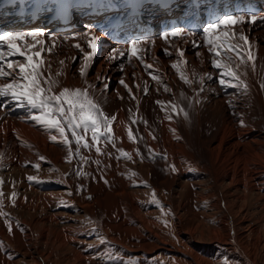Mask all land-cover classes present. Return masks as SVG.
<instances>
[{"label":"bare ground","instance_id":"obj_1","mask_svg":"<svg viewBox=\"0 0 264 264\" xmlns=\"http://www.w3.org/2000/svg\"><path fill=\"white\" fill-rule=\"evenodd\" d=\"M76 4L78 12L68 30L50 24V14L42 20L32 19L39 13L26 16L32 5L18 17L19 9L1 15L0 32L42 30L39 39L49 46L54 37L53 54L44 57L45 75L62 71L60 87L89 89L103 112L116 117L115 147L101 141L111 156L81 148L88 162L79 156L68 162V148L50 140L55 130L38 126L28 108L14 101L0 107V212L6 214L0 216V264H264V21L233 29L248 37L255 56V71L249 66L241 76L248 85L244 92L218 83L219 70L203 44L207 24L192 37L165 40L164 32L144 34L142 63L116 51L127 50L131 41L106 36L103 26L113 16H104L109 3L103 2L101 13L81 0ZM260 8L255 16L264 17V0ZM236 14L241 13L231 15ZM137 24L144 29L152 22ZM86 33L101 39L81 76L83 55L74 45L88 51ZM178 49L187 62L180 72L172 67ZM114 52L117 58L111 59ZM153 69L157 80L152 79ZM181 72L193 81L191 86L180 79ZM167 102L188 111L189 118L173 113ZM117 149L132 159H117ZM78 168L87 175H76ZM29 176L39 182H30Z\"/></svg>","mask_w":264,"mask_h":264},{"label":"snow or ice","instance_id":"obj_2","mask_svg":"<svg viewBox=\"0 0 264 264\" xmlns=\"http://www.w3.org/2000/svg\"><path fill=\"white\" fill-rule=\"evenodd\" d=\"M260 21H264V17L223 14L203 28V44L207 45V50L212 56V66L219 70L218 83L222 88L231 87L240 91H247L248 85L241 76L247 74L249 66L255 71V56L251 50L252 46L248 37L242 31L238 33L233 29L239 28L240 25L254 24ZM43 35L44 32L42 30L4 32L0 34V79L8 81L0 83V97L5 98V100L0 101V107H6L8 101H14L17 107L28 108L32 113L30 119L38 126L46 130H55L57 135H51L50 140L55 143H62L68 148L66 157L68 162H71L76 156H79L80 161L88 162V158L81 155V148L89 151L94 148L98 155L106 154L111 156V153L104 152L100 144L101 141H104L105 147L108 143L115 147L112 124L116 117H109L103 112L100 105L90 95L88 88L60 87L59 77L63 75L62 71H58L55 76L50 72L45 75L44 57L53 54L55 38H52L53 43L49 46L45 40L39 39ZM84 35L88 36L86 48L89 50L85 51L80 43L74 45L83 55L84 63L80 68L81 76L86 75V70L97 51L98 41L101 39L94 34L89 36L86 33ZM185 35L192 37L196 34L194 32L185 33L183 29L175 28L171 32H164L161 38L168 40L169 37L182 38ZM26 38H30L31 42H26ZM237 41L242 43H237ZM144 43L146 42L132 40L127 50L116 51L121 57L127 55L129 60L135 57L143 63L144 57L142 53H145L146 49L141 45ZM192 43L194 47L199 46L194 40ZM243 49H247V52L243 51ZM168 54L171 55V53ZM177 54L178 62L174 63L172 67L180 72L181 66L187 62L182 59L184 57L183 50L178 49ZM116 58L117 56L114 52L111 59ZM64 63L65 61H60L61 65ZM121 67L123 66L121 65ZM145 68L152 69V65L145 64ZM241 69H244V72H241ZM154 73L155 70L153 69L152 79L157 80L158 77ZM180 79L189 86L193 83L182 72ZM204 79L205 77L200 78V92L203 91ZM207 79H213V77L208 75ZM120 83L124 87H128L123 79ZM104 87L106 89L108 85L105 84ZM57 88H59V91H57ZM261 88L264 89V83L261 84ZM164 90L170 91L167 85H165ZM129 92L131 93V89H129ZM144 92L147 94V86H145ZM133 98L135 97L133 96ZM196 102L198 103L199 100ZM157 104H160L162 108L166 106L164 101H157ZM167 106L171 107L173 113H182L185 120L189 118L188 111L183 108L178 109L177 104L167 102ZM191 106L192 101L189 100L188 107ZM166 115L169 120L172 119V116L168 115L167 112ZM240 123L243 125V120ZM172 131L175 130L173 129ZM69 133L71 134V139L69 138ZM89 133L90 140L88 139ZM128 138L130 141L134 139L131 130L128 131ZM73 143L76 146L75 150L72 148ZM117 151L121 154L117 159L121 157L128 160L132 159V156L124 149H117ZM137 154H139V150H137ZM2 156L3 154L0 153V158ZM163 158L166 159V156ZM40 159L43 160L44 158L40 157ZM95 163L99 165L101 161L97 159ZM33 166L39 169V164ZM171 167L172 171H176L175 166ZM76 175H87V173L78 168ZM28 180L30 182L37 181V178L29 176ZM0 183H3V181L0 180ZM15 196L16 193L13 192L12 197L15 198ZM13 203H15L14 199ZM2 205L3 202L0 200V207ZM3 215L6 214L0 212V216ZM8 230L11 232V225H9ZM101 242L104 243L105 241L102 239Z\"/></svg>","mask_w":264,"mask_h":264}]
</instances>
